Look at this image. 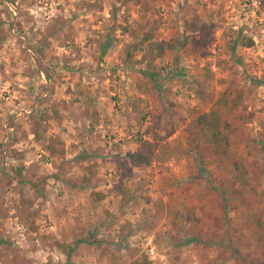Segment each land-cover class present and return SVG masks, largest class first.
Returning <instances> with one entry per match:
<instances>
[{
    "label": "rangeland",
    "instance_id": "obj_1",
    "mask_svg": "<svg viewBox=\"0 0 264 264\" xmlns=\"http://www.w3.org/2000/svg\"><path fill=\"white\" fill-rule=\"evenodd\" d=\"M0 27V264H264V0H0Z\"/></svg>",
    "mask_w": 264,
    "mask_h": 264
},
{
    "label": "trees",
    "instance_id": "obj_2",
    "mask_svg": "<svg viewBox=\"0 0 264 264\" xmlns=\"http://www.w3.org/2000/svg\"><path fill=\"white\" fill-rule=\"evenodd\" d=\"M184 25L186 26V29H189L192 32V34L198 35L193 37L190 41L191 49L193 51H196L201 46L203 47V45H205V43H207V41L211 37V32L207 23L202 21L197 14L191 13V17L189 19H184ZM3 38H4V31L0 27V41ZM151 38L152 36L150 34H145V36H143L142 40L139 43L133 45L132 47L133 50L134 51L141 50L144 42L150 40ZM243 46H247V47L252 46V41L248 40L247 43H243ZM148 48H149L148 49L149 53L147 52L142 53L141 59L140 61H136L137 63H142L145 60L148 63V65L151 66L152 65L151 62L154 61L155 58L163 56L166 49L169 50L170 48H173V46L169 47L168 45H165L163 43L157 42L152 44L150 42L148 44ZM153 51H155V53H153ZM128 55L130 59L133 58V55L131 53H128ZM244 92H245L244 88L233 89L234 96L224 97L222 94V96H220L217 99L216 104L215 103L213 104L210 114L213 116L215 112L218 110V117H215V119L214 120L212 119V121L209 122L208 125L204 126L206 127L207 131L208 130L211 131L209 139L207 138L206 140H204V144L206 146L205 148L214 146V148L218 150L219 147H221L222 145L231 144L232 141L228 139V132H227L229 128L231 129V127H228L225 122L227 117L226 110L228 108L229 111L233 112L236 109L243 108V110L245 111L246 105L244 104V98H245ZM45 120H47V116L45 113H39V117L33 120L32 134L37 142H41L43 139L39 129H40V122H43ZM221 123H223V126H221ZM242 127L243 126L235 125L233 128L237 129L236 130L237 132V131H242L243 130ZM54 142L55 141L50 138V140H48L47 142V145L45 146V151L48 152L51 157L64 155V150L63 149L58 150ZM128 158L130 159L131 164L134 166H142V165L146 166L151 163L150 157L142 153H129ZM22 170H23L22 167H18L15 170L16 177L19 178L21 177ZM82 181L87 183L89 182V179H82ZM121 194L125 200H128L127 197L130 196V193L128 191L122 189ZM101 199L102 197L100 195L99 198L96 199L95 201L97 200L99 201ZM130 264H150V263L144 257L142 261L134 260Z\"/></svg>",
    "mask_w": 264,
    "mask_h": 264
},
{
    "label": "built area",
    "instance_id": "obj_3",
    "mask_svg": "<svg viewBox=\"0 0 264 264\" xmlns=\"http://www.w3.org/2000/svg\"><path fill=\"white\" fill-rule=\"evenodd\" d=\"M154 253V250L151 248L149 249V254L152 255Z\"/></svg>",
    "mask_w": 264,
    "mask_h": 264
}]
</instances>
